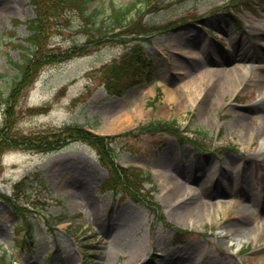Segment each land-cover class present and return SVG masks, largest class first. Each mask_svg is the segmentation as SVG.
Masks as SVG:
<instances>
[{"label":"rangeland","instance_id":"obj_1","mask_svg":"<svg viewBox=\"0 0 264 264\" xmlns=\"http://www.w3.org/2000/svg\"><path fill=\"white\" fill-rule=\"evenodd\" d=\"M109 1L123 6L133 0L94 1L92 5H97L101 12L99 18L110 13ZM169 1L172 0L163 2ZM228 1L177 0L171 6L148 14L147 21L155 25L178 21L154 36L147 46L154 60L152 80L130 88L122 97L109 96L99 85L100 78L89 77L91 70L126 50L125 45L108 44L88 55L46 66L20 101L23 111L19 114V127L25 131L80 123L100 133L115 134L153 119L176 120L182 128L198 130L205 143L217 146L215 150L195 151L190 144L183 145L165 132H144L115 144L119 163L137 165L152 174L155 198L171 224L155 222L153 213L142 202L129 198L119 202V197L100 191L107 172L98 162L97 150L88 144L72 142L53 152L10 151L1 158L0 189L12 193L17 180L34 169H42L55 198L48 202V212L31 215L34 222L31 246L14 241L15 224L20 218L0 199V256L4 254L14 259V264H264V234L254 235L264 221L262 208L248 218L252 233L243 236L239 227L232 226L237 218L246 215L241 206L247 188L264 205V154L256 155L262 138L249 142L252 138L246 140L244 134L240 135L244 131L236 121V116L258 97V88L255 89L251 81L246 83L240 91L244 97L242 102L232 100L231 90L224 97L213 95L211 116L207 118L200 116L195 104L181 110L175 102L168 101L170 89L183 85L180 74L184 69L177 57L187 47H194L205 64L212 63L211 55L233 60L238 49L251 57L264 53V38L260 34L264 33V0H258L255 10L237 12L241 22L228 8L221 7ZM185 15L201 19L180 21ZM34 16L30 0H0L2 85L10 83L17 73L12 61L23 60V46L28 45L22 41L27 36L26 21ZM67 18L66 24V18L61 17L62 25L55 27L50 35L48 41L53 45L67 48L85 41L77 32L81 18L74 12ZM206 28H212L218 39L211 37ZM234 41L239 44L236 46ZM178 51L181 54H177ZM245 62L247 67L264 64V60L255 59ZM236 63L238 61L228 62L231 67ZM60 88L64 93L57 95ZM88 88L91 90L86 93ZM156 93L157 99L152 102ZM78 95L81 97L74 101ZM45 103H50L48 112L30 115L24 111L28 106ZM2 117L0 104L1 120ZM181 158L189 162L203 159L200 175L212 176L217 171L220 174L219 166L224 165L228 168L246 165L247 175L238 183L233 181L234 194L214 199L224 203L215 211L211 209L200 220L187 219L176 215L174 200L166 199L163 177L165 167ZM237 184L242 187L240 191L236 189ZM35 185L37 192L47 194L40 182ZM149 186L151 183H146V187ZM62 215L68 218L59 222L57 217ZM174 226L194 233L174 245ZM231 228L233 231L229 234ZM247 246L250 250L242 252Z\"/></svg>","mask_w":264,"mask_h":264},{"label":"trees","instance_id":"obj_2","mask_svg":"<svg viewBox=\"0 0 264 264\" xmlns=\"http://www.w3.org/2000/svg\"><path fill=\"white\" fill-rule=\"evenodd\" d=\"M93 0H31L35 6L36 17L29 22L30 36L27 39L31 43L28 47V54H25V62L19 64L22 73L21 79L17 80L6 90L0 89V100L5 103V118L0 123V155L12 148H27L38 150H54L64 144L81 140L85 141L97 148L99 152V160L101 164L107 168L109 175L104 182V188L111 190L114 194H128L132 198L144 199L152 205L153 210H158L149 190H145L143 183L150 179L145 172L139 167H124L118 164L114 159L113 142L118 137H128L136 135L144 131H167L174 133L180 138H186L187 141H195L197 138L188 137L179 130L178 126L172 122H150L140 124L136 129L124 132L119 135L100 136L95 135L84 128L77 125H66L58 131L51 129L42 130L40 132L25 133L17 128V116L14 103L17 96L22 93L29 82L34 78L35 72L38 71L44 64L60 61L74 56L76 53H85L89 48L74 47L66 52L44 51L43 36L51 28L63 14L69 11L79 13L83 18L81 30L89 38V43L102 45L106 42L114 40L126 41L129 38H124L121 33L129 35L131 33L146 32L148 29L142 21L140 13H136L134 17L130 16V12L136 9V3L124 7H118L113 3L110 4L112 21L116 25L123 26L120 33H112L113 30L109 24L97 22V8H91L89 5ZM148 1V0H145ZM146 3V2H145ZM53 21V22H52ZM111 32V33H110ZM135 40L137 37H133ZM87 47V46H86ZM149 63L145 57L144 46L142 42H137L128 52L124 53L119 61L104 65L99 69V75L102 78V84L110 95H123L125 90L133 83L144 80L147 74ZM146 72V73H145ZM28 179L25 180L26 183ZM43 180V178H42ZM44 181V180H43ZM16 194L26 195V185H17ZM0 196L10 203L20 214L25 215L28 210L26 205L18 203L14 197L8 196L0 191ZM43 204L37 200L35 205ZM189 231L177 229L176 241L183 238Z\"/></svg>","mask_w":264,"mask_h":264},{"label":"bare ground","instance_id":"obj_3","mask_svg":"<svg viewBox=\"0 0 264 264\" xmlns=\"http://www.w3.org/2000/svg\"><path fill=\"white\" fill-rule=\"evenodd\" d=\"M262 38L264 33L261 32ZM236 46L239 42L234 41ZM187 48L189 51H187ZM186 51L177 58L182 62L184 72L180 74L184 80L182 87L170 89L168 93V101L175 102L179 109L187 108L188 104H195L199 108V114L202 117H210L212 110L213 95L224 97L231 90L235 92L241 84L252 82V86L259 91V98L249 107L236 116V121L244 132L241 136L247 138L261 137V144L256 155L264 154V64L252 65L247 67V60H264V53L257 56H249L247 52L238 49L231 57L222 59L218 56H210V64L201 62L194 47H187ZM243 50V49H242ZM238 61L234 66H229L228 62ZM216 65L212 68V65ZM228 64V65H227ZM241 78V80H239ZM239 81V82H238ZM238 82V83H237ZM247 85V84H246ZM254 159V157H252ZM203 166V159L197 161H186L184 158L170 162L163 171L167 191L165 197L168 200L175 201L177 205L174 211L177 216H185L187 219H202L208 211L216 210L220 205L224 204L214 201L218 197H227L234 194L233 181L238 183L247 175V166H219V171L211 175L203 173L200 175L198 171ZM236 171V172H235ZM241 177V178H240ZM243 178V179H242ZM241 185V184H240ZM238 191L242 189L238 186ZM183 198V199H182ZM180 200V201H179ZM262 206V207H260ZM259 208L262 212L264 220V205L261 200L246 189L241 210L246 212L242 218H237L233 222V227H239V232L243 236H247L253 229L249 226L248 218L255 214ZM230 229L228 232L230 234ZM264 234V221L262 226L255 229L254 235Z\"/></svg>","mask_w":264,"mask_h":264}]
</instances>
